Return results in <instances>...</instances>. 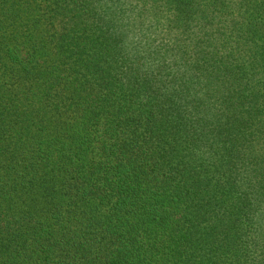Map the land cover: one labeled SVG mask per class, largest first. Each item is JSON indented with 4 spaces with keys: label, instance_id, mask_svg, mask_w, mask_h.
Returning a JSON list of instances; mask_svg holds the SVG:
<instances>
[{
    "label": "trees",
    "instance_id": "1",
    "mask_svg": "<svg viewBox=\"0 0 264 264\" xmlns=\"http://www.w3.org/2000/svg\"><path fill=\"white\" fill-rule=\"evenodd\" d=\"M0 264H264V0H0Z\"/></svg>",
    "mask_w": 264,
    "mask_h": 264
}]
</instances>
